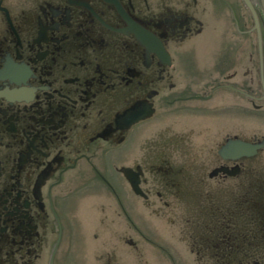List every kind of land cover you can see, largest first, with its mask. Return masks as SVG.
Segmentation results:
<instances>
[{
  "label": "flooded vegetation",
  "instance_id": "flooded-vegetation-1",
  "mask_svg": "<svg viewBox=\"0 0 264 264\" xmlns=\"http://www.w3.org/2000/svg\"><path fill=\"white\" fill-rule=\"evenodd\" d=\"M251 2L258 28L243 0H0V264H133L145 247L176 264L137 224L145 210L183 213L199 264L237 248L264 264L263 213L245 211L264 208V149L219 153L264 136ZM182 113L204 121L181 130Z\"/></svg>",
  "mask_w": 264,
  "mask_h": 264
},
{
  "label": "rangeland",
  "instance_id": "rangeland-1",
  "mask_svg": "<svg viewBox=\"0 0 264 264\" xmlns=\"http://www.w3.org/2000/svg\"><path fill=\"white\" fill-rule=\"evenodd\" d=\"M186 60L188 62V56H186ZM190 60V59H189ZM203 119L193 120L189 114L182 113L180 119L176 122V126L181 130L187 128L190 123L196 122L201 123ZM138 140L132 143V146L143 148L149 144V148L152 147L154 135H135ZM147 137V138H146ZM148 141V142H147ZM150 141V142H149ZM156 142L157 140L154 139ZM131 142V141H130ZM129 142V143H130ZM127 143H123L118 146L119 147H127ZM255 162L262 164L264 169V153L259 154L258 158ZM261 172L264 176V170L261 169ZM232 190V189H231ZM223 195H226L225 193ZM135 205H138V202L134 201ZM186 207L190 209L191 205L187 204ZM151 210H153L150 205ZM183 211V210H182ZM146 214L139 213L136 215L137 224L145 231L146 235L150 238L151 242H156L158 244H164L168 246L170 250L169 253L172 256V259L176 260V264H199L196 260V255L194 251L196 248L187 240L186 236H188L189 231L187 228L189 224L186 222L184 218V214H181V217H176L175 222L173 220L166 222L161 217H155L154 215L147 213ZM87 216V215H86ZM88 217V216H87ZM170 217V216H168ZM186 239V240H185ZM86 251L89 253L91 250L98 248L97 241H93L88 238L86 240ZM142 249V248H141ZM144 251H135L133 255V264H170L168 259L164 256V254L159 251L157 248L153 247H145ZM192 249L194 251H192ZM91 257V256H90ZM128 259V258H127ZM127 259H124L127 261ZM87 264H93L92 258H89ZM125 264V263H124Z\"/></svg>",
  "mask_w": 264,
  "mask_h": 264
},
{
  "label": "water",
  "instance_id": "water-1",
  "mask_svg": "<svg viewBox=\"0 0 264 264\" xmlns=\"http://www.w3.org/2000/svg\"><path fill=\"white\" fill-rule=\"evenodd\" d=\"M243 2L246 4L248 9L250 10L256 28H258V17L256 14V11L253 7V4L251 0H243ZM259 3L261 5V8L264 12V0H259ZM142 37H145V39H149L148 43L153 46L154 43H156V40L153 38L151 34L143 32L141 34ZM258 38L260 42V35L258 33ZM261 149H264V136L257 142H249V141H244V140H238V139H228L226 143L222 146L220 149L219 153L221 154L222 157L228 158V159H238L241 157H252L257 154V152ZM123 172L125 173L126 177L129 179L130 184L132 189L134 190L135 193H140L139 186L137 185V181L132 180L129 176V169L124 168ZM223 172L229 174V175H235L238 172V168L234 169H223Z\"/></svg>",
  "mask_w": 264,
  "mask_h": 264
},
{
  "label": "trees",
  "instance_id": "trees-1",
  "mask_svg": "<svg viewBox=\"0 0 264 264\" xmlns=\"http://www.w3.org/2000/svg\"><path fill=\"white\" fill-rule=\"evenodd\" d=\"M257 193H259V189L256 187L255 188ZM261 190L264 191V187H261ZM248 193H244V195H247ZM254 195V194H253ZM242 203V200H240ZM259 201V200H257ZM262 201V198H261ZM241 203L239 202V206H241ZM245 203L247 204V208H246V212H249V214L251 213H256L258 215H260V213H263L264 216V208L261 207H256L255 205H253L250 201L246 200ZM264 205V202H263ZM246 239H249V235L244 236ZM251 239V238H250ZM227 252V251H226ZM231 253V256L229 258L228 261H226V259H223V257L219 258L220 260H222L223 262H221L220 264H240L237 260H241V259H252L254 257V253L252 250L246 248L244 250L237 248L236 250H230L229 251ZM218 253V252H217ZM221 254V251H220Z\"/></svg>",
  "mask_w": 264,
  "mask_h": 264
},
{
  "label": "bare ground",
  "instance_id": "bare-ground-1",
  "mask_svg": "<svg viewBox=\"0 0 264 264\" xmlns=\"http://www.w3.org/2000/svg\"><path fill=\"white\" fill-rule=\"evenodd\" d=\"M12 93V92H11ZM10 95V94H9ZM11 96V95H10ZM132 117V116H131ZM131 117H129V118H131Z\"/></svg>",
  "mask_w": 264,
  "mask_h": 264
}]
</instances>
